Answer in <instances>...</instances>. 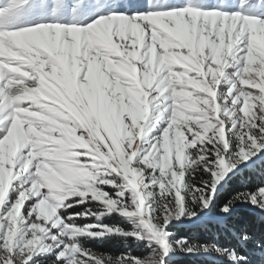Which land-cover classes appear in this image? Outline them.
Wrapping results in <instances>:
<instances>
[{"label": "snow or ice", "instance_id": "snow-or-ice-1", "mask_svg": "<svg viewBox=\"0 0 264 264\" xmlns=\"http://www.w3.org/2000/svg\"><path fill=\"white\" fill-rule=\"evenodd\" d=\"M239 209L264 220V0H0V264H252L251 228L175 231Z\"/></svg>", "mask_w": 264, "mask_h": 264}, {"label": "trees", "instance_id": "trees-1", "mask_svg": "<svg viewBox=\"0 0 264 264\" xmlns=\"http://www.w3.org/2000/svg\"><path fill=\"white\" fill-rule=\"evenodd\" d=\"M83 207V205L80 206V208ZM91 221H93V218L83 222L88 223ZM102 222L115 224L120 223L121 219L111 216L105 217ZM237 227H248L257 236L264 235V220L258 216H253L245 209H239L237 214L228 221L220 220L213 215L204 218L198 225L190 223L177 225L175 231L180 236H186L198 242H219L221 245H227L231 242L232 234ZM86 246L97 251L115 255H118L122 251L132 250L134 253L138 251L133 243H130L128 248H126L121 240L114 238L103 241L89 240L86 241ZM140 251L142 252V250ZM245 253L249 256L252 264H264V252H261L260 249L249 246L245 249ZM173 264H219V261L215 254L213 256H189L183 253H177L173 257Z\"/></svg>", "mask_w": 264, "mask_h": 264}, {"label": "rangeland", "instance_id": "rangeland-1", "mask_svg": "<svg viewBox=\"0 0 264 264\" xmlns=\"http://www.w3.org/2000/svg\"><path fill=\"white\" fill-rule=\"evenodd\" d=\"M93 221H94V218H93ZM93 221H91V222H88V223H92ZM101 223H103L102 221H100Z\"/></svg>", "mask_w": 264, "mask_h": 264}]
</instances>
